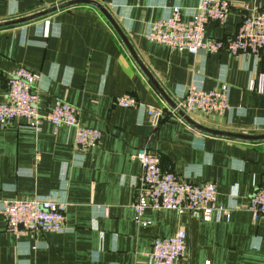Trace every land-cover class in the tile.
<instances>
[{
    "label": "crops",
    "instance_id": "0c3cea01",
    "mask_svg": "<svg viewBox=\"0 0 264 264\" xmlns=\"http://www.w3.org/2000/svg\"><path fill=\"white\" fill-rule=\"evenodd\" d=\"M72 1L0 0V103L13 71L25 67L39 75L34 87L42 112L67 102L84 126L102 131L99 145L81 153L67 126L45 122L35 131L15 120L0 127V208L5 200L53 196L68 203L66 229L19 237L7 231L0 209V264H149L154 239L180 228L187 254L179 264H264V219L254 221L244 208L264 187V139L211 134L167 114L153 126L147 110L172 105L191 84L210 90L226 82L229 110L187 116L212 129L264 134V89L249 88L252 78L264 77V48L258 56L194 55L147 38L150 25L171 8L180 6L190 19L200 0H92L129 45L97 6H63ZM228 1L227 22L207 24L208 37L227 39L244 16L264 10V0ZM124 94L140 105L116 104ZM142 147L159 156L165 170L216 183L218 202L237 206L230 218L215 212L201 220L160 209L148 210L147 224L139 225L133 204L142 168L134 155Z\"/></svg>",
    "mask_w": 264,
    "mask_h": 264
},
{
    "label": "built area",
    "instance_id": "2783aa9c",
    "mask_svg": "<svg viewBox=\"0 0 264 264\" xmlns=\"http://www.w3.org/2000/svg\"><path fill=\"white\" fill-rule=\"evenodd\" d=\"M230 13L228 0H200L195 15L184 19L180 6L171 8L168 16L153 22L147 32L149 40L164 44L170 49L188 51L191 54L226 51L232 56H258L264 48V10H253L244 16L234 35L227 39L208 37L209 23L224 25ZM39 75L25 68H16L8 81L6 100L0 103V127L24 120L26 127L40 131L43 123L55 127L67 126L74 130V145L83 153L99 145L102 131L84 126L77 107L67 102H56L47 113L39 107V94L34 85ZM264 77L252 78L249 88L263 91ZM116 104L136 108L140 104L131 94L116 97ZM230 86L219 82L215 88L206 90L191 84L174 100L173 105L163 108L148 107L153 126H157L164 114L167 118L183 120L184 115L203 113L222 114L229 110ZM141 164L142 174L135 182L137 188L133 208L139 225H146L142 218L148 210L170 209L179 214L209 220L215 212L227 219L235 206L218 202V187L214 182H194L189 176H178L173 171L163 169L159 156L146 147L138 148L134 155ZM68 203L53 196L47 199L5 200L1 205L7 231L21 236L25 233L59 232L66 229ZM252 214L254 221L264 219V187L258 188L244 207ZM187 234L183 228L169 237L156 238L147 254L149 264H179L187 254Z\"/></svg>",
    "mask_w": 264,
    "mask_h": 264
},
{
    "label": "water",
    "instance_id": "95a60500",
    "mask_svg": "<svg viewBox=\"0 0 264 264\" xmlns=\"http://www.w3.org/2000/svg\"><path fill=\"white\" fill-rule=\"evenodd\" d=\"M80 3L92 4L94 6H97L102 12H104L105 15L115 25V28L117 29V31L119 32V34L123 38V40L126 42V44L129 45L127 38L125 37V35L121 31V29L117 26V24L114 22V20L112 19L111 15L98 2H95V1H92V0H74L72 2L64 4L63 6H69V5L80 4ZM50 11L51 10H46V11L40 12L38 14H35V15L31 16L30 18H23V19H20V20H15V21H12V22H7L6 24H11V23H15V22L16 23L17 22H23V21H25L27 19L37 18V17L43 16V15L49 13ZM171 104L173 105V103H171ZM180 114L184 117L185 120H187L188 122H190L191 124L196 126V128H198V129H200L202 131L211 133V134L228 136V137H234V138H240V139H247V140H262V139H264V134H261V135H248V134H240V133H234V132H229V131H222V130L212 129V128H209V127H206V126H203V125H200V124L194 122L190 117H188L187 115H184L182 112Z\"/></svg>",
    "mask_w": 264,
    "mask_h": 264
},
{
    "label": "rangeland",
    "instance_id": "374dc122",
    "mask_svg": "<svg viewBox=\"0 0 264 264\" xmlns=\"http://www.w3.org/2000/svg\"><path fill=\"white\" fill-rule=\"evenodd\" d=\"M193 114H196V113H193ZM192 115V114H191Z\"/></svg>",
    "mask_w": 264,
    "mask_h": 264
}]
</instances>
